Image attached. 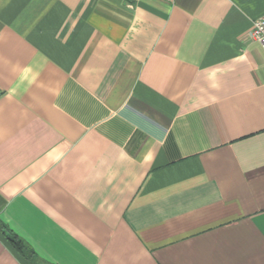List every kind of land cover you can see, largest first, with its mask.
<instances>
[{
	"label": "crops",
	"instance_id": "0c3cea01",
	"mask_svg": "<svg viewBox=\"0 0 264 264\" xmlns=\"http://www.w3.org/2000/svg\"><path fill=\"white\" fill-rule=\"evenodd\" d=\"M264 0H0V264H264Z\"/></svg>",
	"mask_w": 264,
	"mask_h": 264
},
{
	"label": "built area",
	"instance_id": "2783aa9c",
	"mask_svg": "<svg viewBox=\"0 0 264 264\" xmlns=\"http://www.w3.org/2000/svg\"><path fill=\"white\" fill-rule=\"evenodd\" d=\"M166 2H173L174 0H163ZM250 41L259 43L264 49V16L253 21V26L248 33Z\"/></svg>",
	"mask_w": 264,
	"mask_h": 264
}]
</instances>
